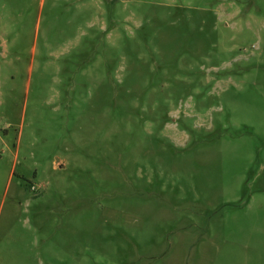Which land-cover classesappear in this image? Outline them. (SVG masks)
Wrapping results in <instances>:
<instances>
[{"label":"rangeland","instance_id":"374dc122","mask_svg":"<svg viewBox=\"0 0 264 264\" xmlns=\"http://www.w3.org/2000/svg\"><path fill=\"white\" fill-rule=\"evenodd\" d=\"M0 264H264V0H0Z\"/></svg>","mask_w":264,"mask_h":264}]
</instances>
